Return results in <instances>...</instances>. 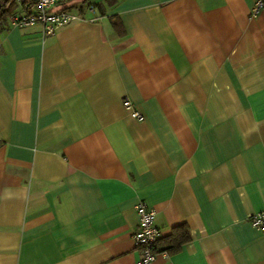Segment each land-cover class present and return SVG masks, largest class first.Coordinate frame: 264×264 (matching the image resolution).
Segmentation results:
<instances>
[{
	"label": "crops",
	"instance_id": "crops-1",
	"mask_svg": "<svg viewBox=\"0 0 264 264\" xmlns=\"http://www.w3.org/2000/svg\"><path fill=\"white\" fill-rule=\"evenodd\" d=\"M98 5L44 39L8 20L32 0H0V264H137L139 203L190 234L153 264H264V9Z\"/></svg>",
	"mask_w": 264,
	"mask_h": 264
},
{
	"label": "built area",
	"instance_id": "built-area-1",
	"mask_svg": "<svg viewBox=\"0 0 264 264\" xmlns=\"http://www.w3.org/2000/svg\"><path fill=\"white\" fill-rule=\"evenodd\" d=\"M69 0H33L35 9L25 15H11L9 22L13 27L26 28L33 26H41L43 38L55 36L56 33L72 24L88 21L97 22L102 16L98 13L97 8L93 5H87L80 12H72L63 6ZM264 9V0H254L251 11L252 17H258ZM128 109H133V105L129 100L125 101ZM133 116L139 120L142 116L137 112H133ZM136 212L139 219V229L133 235V241L136 247L142 252V258L137 264H153L156 262L161 253L158 248V242L161 239V231L156 225V211L147 206L145 203H139L136 206ZM250 223L259 231H264V213L254 215L250 219ZM167 256V252H162Z\"/></svg>",
	"mask_w": 264,
	"mask_h": 264
},
{
	"label": "trees",
	"instance_id": "trees-1",
	"mask_svg": "<svg viewBox=\"0 0 264 264\" xmlns=\"http://www.w3.org/2000/svg\"><path fill=\"white\" fill-rule=\"evenodd\" d=\"M29 0H24V3L27 4ZM33 1V0H32ZM118 2V0H106V3L108 6H113ZM97 11L100 15H102L103 12V7L101 5H98ZM10 16V15H8ZM7 17V12H3L0 15V28L3 26L4 21L6 20ZM112 23H113V27L116 31V33L118 35H123V27L121 22L118 19H113L111 18ZM176 233H174L173 235H171L170 237L167 238H163L161 239L162 242L164 241L167 246H169L168 250L170 251H176L178 250L182 244H184L185 242L189 241L190 239V234H189V230L185 227V226H181L175 229ZM160 243V240H159Z\"/></svg>",
	"mask_w": 264,
	"mask_h": 264
},
{
	"label": "rangeland",
	"instance_id": "rangeland-1",
	"mask_svg": "<svg viewBox=\"0 0 264 264\" xmlns=\"http://www.w3.org/2000/svg\"><path fill=\"white\" fill-rule=\"evenodd\" d=\"M104 0H94V4L93 3H90L91 5L95 6L97 3H101L103 2Z\"/></svg>",
	"mask_w": 264,
	"mask_h": 264
}]
</instances>
